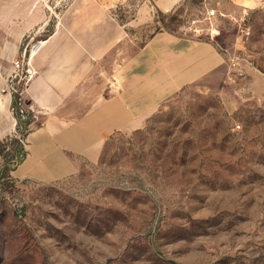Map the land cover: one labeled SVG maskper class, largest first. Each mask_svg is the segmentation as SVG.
Segmentation results:
<instances>
[{
  "label": "rangeland",
  "instance_id": "rangeland-1",
  "mask_svg": "<svg viewBox=\"0 0 264 264\" xmlns=\"http://www.w3.org/2000/svg\"><path fill=\"white\" fill-rule=\"evenodd\" d=\"M75 1L0 0V95L16 49L47 37ZM140 1L115 7L118 19ZM123 29L105 74L163 30L212 40L231 57L51 182L15 172L34 116L13 97L17 131L0 139V264H264V0L246 10L182 0Z\"/></svg>",
  "mask_w": 264,
  "mask_h": 264
},
{
  "label": "crops",
  "instance_id": "crops-1",
  "mask_svg": "<svg viewBox=\"0 0 264 264\" xmlns=\"http://www.w3.org/2000/svg\"><path fill=\"white\" fill-rule=\"evenodd\" d=\"M124 1L129 0H77L70 17L37 39L43 40L33 57L38 73L24 90L34 120L24 137L26 155L15 169L18 176L51 182L75 174L82 160L99 157L111 135L142 126L163 100L231 57L228 48L221 51L212 40L163 30L105 74L104 55L124 37V26L150 25L156 11L175 10L182 0H141L121 22L115 7ZM229 2L246 10L263 0ZM3 88L0 139L17 131L12 97Z\"/></svg>",
  "mask_w": 264,
  "mask_h": 264
},
{
  "label": "built area",
  "instance_id": "built-area-1",
  "mask_svg": "<svg viewBox=\"0 0 264 264\" xmlns=\"http://www.w3.org/2000/svg\"><path fill=\"white\" fill-rule=\"evenodd\" d=\"M211 15L215 14V10H211ZM224 15L225 13L220 12ZM213 33H218L217 28H212ZM43 40H35L33 37L26 41L24 46L21 48L19 56L14 59V68L9 74L7 83L3 88L5 93H8L12 98L18 101L19 111L24 113L26 111L32 112V108L26 103L24 97V90L28 83L37 75L38 69L36 68L33 57L40 50ZM237 59V58H236ZM238 60V59H237ZM232 59V65L236 66L238 61ZM241 72V68H239Z\"/></svg>",
  "mask_w": 264,
  "mask_h": 264
}]
</instances>
